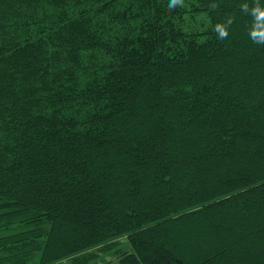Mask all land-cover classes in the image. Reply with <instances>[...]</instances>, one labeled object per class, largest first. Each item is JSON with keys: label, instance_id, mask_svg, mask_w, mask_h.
<instances>
[{"label": "trees", "instance_id": "16d2710c", "mask_svg": "<svg viewBox=\"0 0 264 264\" xmlns=\"http://www.w3.org/2000/svg\"><path fill=\"white\" fill-rule=\"evenodd\" d=\"M180 3L0 0V264H264V0Z\"/></svg>", "mask_w": 264, "mask_h": 264}, {"label": "clouds", "instance_id": "9594fccd", "mask_svg": "<svg viewBox=\"0 0 264 264\" xmlns=\"http://www.w3.org/2000/svg\"><path fill=\"white\" fill-rule=\"evenodd\" d=\"M177 6H183V3L178 5V0H170L169 8H175ZM241 7L246 8L247 5ZM251 15L254 17V23L250 29L249 36L253 42L257 44H264V8L259 3L251 9ZM232 20L229 19L228 24L231 25ZM214 31L217 33L218 39L224 40L228 37V27L222 23H218L214 27Z\"/></svg>", "mask_w": 264, "mask_h": 264}, {"label": "rangeland", "instance_id": "374dc122", "mask_svg": "<svg viewBox=\"0 0 264 264\" xmlns=\"http://www.w3.org/2000/svg\"><path fill=\"white\" fill-rule=\"evenodd\" d=\"M113 248L109 251L101 250V247L93 248L88 250L87 254L91 255V261L94 264H111L117 263L121 253L131 251L129 244L125 237L118 238L112 242ZM67 264V261H64Z\"/></svg>", "mask_w": 264, "mask_h": 264}]
</instances>
